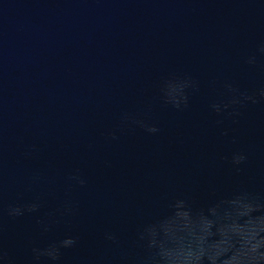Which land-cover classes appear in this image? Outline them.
Instances as JSON below:
<instances>
[{
  "label": "water",
  "instance_id": "water-1",
  "mask_svg": "<svg viewBox=\"0 0 264 264\" xmlns=\"http://www.w3.org/2000/svg\"><path fill=\"white\" fill-rule=\"evenodd\" d=\"M245 193L264 0H0V264H139Z\"/></svg>",
  "mask_w": 264,
  "mask_h": 264
},
{
  "label": "clouds",
  "instance_id": "clouds-1",
  "mask_svg": "<svg viewBox=\"0 0 264 264\" xmlns=\"http://www.w3.org/2000/svg\"><path fill=\"white\" fill-rule=\"evenodd\" d=\"M155 132L156 129H149ZM245 157H234V163H241ZM231 211H226L223 217H218L227 223H219L216 231L212 228L214 221L208 220L207 230L203 235L183 239L179 243L173 242L172 247L164 243L157 244L154 231L151 227L145 228L140 234L143 240L149 237L147 255L139 264H264V203L253 194L245 193L228 201ZM212 212L217 215V209ZM254 213H261L253 215ZM241 217L247 219L243 224L237 221ZM218 236V239L209 242V238ZM111 238V237H110ZM73 243L71 239L65 240V245ZM238 245V246H237ZM154 249H157L154 251ZM231 252V255H227ZM227 258L221 260V257Z\"/></svg>",
  "mask_w": 264,
  "mask_h": 264
}]
</instances>
